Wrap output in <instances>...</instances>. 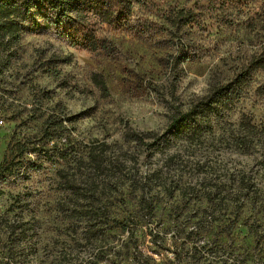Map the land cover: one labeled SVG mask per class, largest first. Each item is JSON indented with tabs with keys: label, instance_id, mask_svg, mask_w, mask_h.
Returning a JSON list of instances; mask_svg holds the SVG:
<instances>
[{
	"label": "rangeland",
	"instance_id": "obj_1",
	"mask_svg": "<svg viewBox=\"0 0 264 264\" xmlns=\"http://www.w3.org/2000/svg\"><path fill=\"white\" fill-rule=\"evenodd\" d=\"M179 9L190 17L177 29L170 20ZM109 38V49L91 52L43 30L0 49V165L6 159L22 167L0 179V264H117L129 248L147 264H196L184 258L193 245L186 236L201 221L207 236L197 245L215 247L221 239L234 255L200 264H264V67L252 65L264 58V0H149L129 28ZM55 66L58 76L48 71ZM249 66L241 97L213 132L152 158L165 164L170 186L154 216L131 188L105 186L122 168L120 158L135 171L139 148L124 145L127 128L163 134L179 108L186 111ZM51 112L71 119L66 124L84 144L107 142L110 167L86 155L76 163L69 146L59 152L46 143ZM242 121L258 132L250 148L235 142ZM27 147L37 151L24 153ZM81 178L102 182L96 194L95 186H82L90 199L81 210L97 208L96 221L72 210ZM217 188L224 191L208 194ZM245 221H255L254 228ZM170 226L176 229L166 233ZM131 260L124 263L139 264Z\"/></svg>",
	"mask_w": 264,
	"mask_h": 264
},
{
	"label": "trees",
	"instance_id": "obj_2",
	"mask_svg": "<svg viewBox=\"0 0 264 264\" xmlns=\"http://www.w3.org/2000/svg\"><path fill=\"white\" fill-rule=\"evenodd\" d=\"M233 1L242 2L244 0ZM148 3L149 0H0V49L10 51L26 34L39 33L43 30L55 31L61 40L68 42L75 48L91 52L109 49L111 44L109 34L129 28L135 10L140 11L146 8ZM189 17L187 10L179 9L170 21L172 26L179 29L183 23L186 24L187 20L185 19ZM255 63L259 67H264V58L261 57L253 61L252 65ZM251 67L244 68L233 80L214 86L205 97L199 99L186 111L179 108L173 114L163 134L155 132L144 133L127 128L122 136L124 145L131 146L134 143L139 148L135 159V171L131 174V169L128 166L130 163L129 158H120L119 165L122 168L119 169L116 166V169L117 172L122 171L123 173L120 176H118L117 172L114 175H107L102 181L105 182V186L111 188L112 185H115L118 188L122 187L123 191L125 187L131 188V195L135 198L140 197L141 204H144L146 212L154 216L156 207L160 201L158 197L166 193L163 191H169L170 186H166L164 182V178H166L165 164L155 166L152 158L158 154H169L175 146L180 147L185 142L198 141L210 132H213L241 97L243 88L247 80L250 79ZM48 71L51 75L58 76L57 66L51 67ZM70 120L59 113H49L44 121L42 139L46 143L53 141L54 145L52 148H56L59 152L65 151L66 147L69 146L70 152L67 156L73 157L76 163L83 160V155H86L85 158H88L94 164L99 166L106 165L109 168V160L106 158L109 153L107 142L96 140V142L84 144L78 138V135L75 134L76 128L73 126L69 127L66 124ZM241 123L242 127L235 138L236 145L250 148L255 143V137L258 132H252L246 122L242 121ZM128 149L127 147L124 154L128 152ZM28 150L36 152L37 148L27 147L23 151L25 153ZM40 151L47 152L48 149L44 145ZM143 154L142 160L141 155ZM109 162L112 163V161ZM10 164L5 159L0 165L1 180L10 177L16 170L22 169V167L14 169ZM128 175H130L129 178H127ZM81 179L77 180L76 186L73 187L75 200L73 201L72 210L76 215H80V217L85 216L90 221H96L99 215L95 214L94 211L97 208H85V212L81 210L86 199H90L84 193L82 186L84 184L95 186L96 188L92 190V193L96 194V189H98L102 182L97 184L96 178H91V180L86 179L87 182H85V179ZM223 191V189L217 188L209 190L208 194H221ZM209 201L214 203L213 199ZM93 207L97 206L93 205ZM128 211L129 209H125L122 213L127 215ZM86 212L87 214H84ZM75 214L73 217H76ZM124 217V221L119 222L122 228H124L128 218ZM200 223L195 225V230H191L188 232V236H186L187 239L192 241L193 245L187 250L184 258L187 261L189 260L188 262L196 264L204 263L212 257L222 259L224 254L227 259L232 258L234 247L228 245L225 248L223 245L226 243L221 239L216 240L217 245L215 247H212L208 241L202 245H197L199 241L207 236L206 221H201ZM243 224L249 230H252L255 221H245ZM174 230L170 226L165 232H174ZM15 232L16 229H13L11 234ZM192 236L195 237V240ZM177 237L182 236L179 235ZM175 254L178 259L182 258L180 251H175ZM138 255L129 248L127 252L121 253L122 257L117 264H125L129 262V258L133 262L147 264L141 262L143 257Z\"/></svg>",
	"mask_w": 264,
	"mask_h": 264
},
{
	"label": "built area",
	"instance_id": "obj_3",
	"mask_svg": "<svg viewBox=\"0 0 264 264\" xmlns=\"http://www.w3.org/2000/svg\"><path fill=\"white\" fill-rule=\"evenodd\" d=\"M0 122H3V120H2V119H0Z\"/></svg>",
	"mask_w": 264,
	"mask_h": 264
}]
</instances>
